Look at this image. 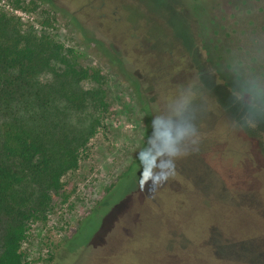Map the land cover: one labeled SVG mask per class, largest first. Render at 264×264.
Here are the masks:
<instances>
[{"label": "rangeland", "instance_id": "obj_1", "mask_svg": "<svg viewBox=\"0 0 264 264\" xmlns=\"http://www.w3.org/2000/svg\"><path fill=\"white\" fill-rule=\"evenodd\" d=\"M0 15L17 20L23 28L32 27L36 33L48 35L80 67L99 70L104 78L101 89L107 106L101 126L82 149L77 169L62 177L63 188L50 194L43 217L30 222L20 248L24 264H204L203 252L201 256L184 255L179 260L172 257L168 263L161 251V218L165 208L172 210L166 207L172 201L167 190L157 196V188L164 182L151 180L153 187L145 193L157 203L152 204L155 208L144 207L141 214L151 216L155 223L146 218V222L141 220L138 224L139 217L135 215L140 214L137 202L144 180L141 166L137 169L136 163L149 137L158 143L161 135L175 134L191 123L196 135L184 142L187 153L177 167L182 176L193 175L199 180L204 153L215 152L224 138L229 141L225 146L233 157H240L241 151L251 155L249 161L244 158L251 175L264 176V162L246 145L242 144L247 148L240 146V130L219 111L207 92L212 85L224 84L237 95L253 97L262 87L264 0H0ZM174 37L185 43V49L194 51L195 44L200 59L186 57ZM93 41L104 42L127 66L135 65L147 73L151 83H139V96L97 56ZM194 61L206 67L195 69ZM163 63L171 71L167 72L168 78L150 77ZM51 78L49 69L40 75L43 82ZM257 119L264 124V114L257 115ZM125 177L107 196L106 190ZM185 179L179 176L176 182L185 187L181 197L193 199L192 211L205 210L199 217L201 221L214 214L217 210L199 204L200 191L194 183L191 189ZM101 201L104 206L114 205L101 217L87 245L73 252L66 250L63 241L77 228L83 215ZM188 208L182 214L190 216L192 211ZM257 208L263 211L264 203L258 201ZM218 211L226 215V211ZM125 217L130 224L126 232ZM91 218L89 226L70 245L82 241L88 229L96 225L97 217ZM3 223L0 220V241ZM148 225L154 228L149 231ZM135 233V240L129 239L116 252L112 250L120 245L121 238Z\"/></svg>", "mask_w": 264, "mask_h": 264}, {"label": "trees", "instance_id": "obj_2", "mask_svg": "<svg viewBox=\"0 0 264 264\" xmlns=\"http://www.w3.org/2000/svg\"><path fill=\"white\" fill-rule=\"evenodd\" d=\"M177 39L174 37L173 40ZM176 42L186 52V57L199 58L195 44L196 53L183 48V41ZM91 45L97 56L115 69L138 96L139 83H151L147 73L135 65L127 66L125 60L115 55L104 42L93 41ZM192 65L195 69L206 67L198 61ZM167 67L163 63L154 75L149 76L168 78L167 72L171 71H167ZM48 69L52 78L43 82L40 75ZM103 82L99 70L80 67L48 35L38 34L32 27L23 28L17 20L0 15V220L4 222L0 264H24L20 248L30 222L43 217L50 194L63 188L62 177L77 169L82 149L101 126L107 107L101 89ZM260 85L262 87H258L253 97L237 95L224 84L212 85L207 92L219 111L222 110L240 130V134H236L240 146H247L264 162V124L257 119V115L264 114V81ZM143 109L147 112L148 108L145 105ZM173 117L169 121L172 122ZM206 134L205 140L208 132ZM227 142L224 138L215 152L204 153L200 164L203 173H198L199 180L193 175L182 176L177 169L180 168L178 160L175 174L157 188V196L167 190L172 200L166 204L172 210L165 208L161 218L163 228L159 241L168 263L172 257L179 260L184 255L200 253L201 256L203 252L205 259L200 258L204 264H264V210L257 208L258 201L264 203V176L251 175L246 162L251 155L241 151L240 157L237 154L233 157L225 146ZM253 162L256 164L255 160ZM136 164L139 166L140 161ZM179 176L187 178L191 189L193 183L196 185L202 196L199 204L205 209L209 206L208 210H224L226 215L216 211L201 221L199 217L205 210L192 211L193 199L181 197L182 191L186 190L177 184ZM126 179L108 188L107 196ZM148 181L144 180L138 194L137 211L140 214L135 215L139 217L138 224L141 220L146 222V218L155 223L151 216L141 214L144 207L155 208L152 204L157 203L145 194L153 184H149L151 179ZM127 195L128 192L124 198ZM104 203H97L83 215L77 228L63 241L66 250L73 252L87 245L101 217L106 216L114 205L104 206ZM185 208L192 211L190 216L182 214ZM93 216L97 217L96 225L88 229L82 241L70 245L89 226ZM177 216L183 217L178 219ZM126 218L123 219L127 225L124 232L130 225ZM152 228L154 225L149 226V231ZM136 234L121 238L120 247L112 250H120L126 241L135 240Z\"/></svg>", "mask_w": 264, "mask_h": 264}, {"label": "clouds", "instance_id": "obj_3", "mask_svg": "<svg viewBox=\"0 0 264 264\" xmlns=\"http://www.w3.org/2000/svg\"><path fill=\"white\" fill-rule=\"evenodd\" d=\"M195 135L194 126L187 123L175 134L169 132L166 136L161 135L158 143H153V138L149 137L146 147L138 155L142 179L167 181L175 174L177 161L187 153L184 142Z\"/></svg>", "mask_w": 264, "mask_h": 264}]
</instances>
